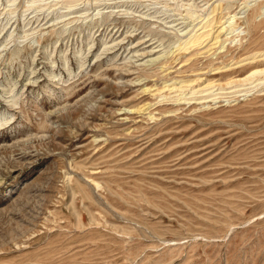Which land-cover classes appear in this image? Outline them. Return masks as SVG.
<instances>
[{"label":"rangeland","instance_id":"rangeland-1","mask_svg":"<svg viewBox=\"0 0 264 264\" xmlns=\"http://www.w3.org/2000/svg\"><path fill=\"white\" fill-rule=\"evenodd\" d=\"M0 264H264V0H0Z\"/></svg>","mask_w":264,"mask_h":264}]
</instances>
